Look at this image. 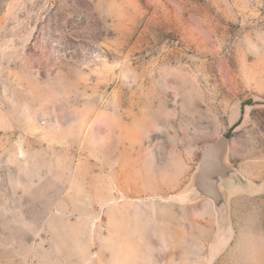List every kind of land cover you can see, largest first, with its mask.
<instances>
[{
	"label": "rangeland",
	"instance_id": "obj_1",
	"mask_svg": "<svg viewBox=\"0 0 264 264\" xmlns=\"http://www.w3.org/2000/svg\"><path fill=\"white\" fill-rule=\"evenodd\" d=\"M0 264H264V0H0Z\"/></svg>",
	"mask_w": 264,
	"mask_h": 264
},
{
	"label": "water",
	"instance_id": "obj_2",
	"mask_svg": "<svg viewBox=\"0 0 264 264\" xmlns=\"http://www.w3.org/2000/svg\"><path fill=\"white\" fill-rule=\"evenodd\" d=\"M229 146L230 139L221 137L207 147L201 156L200 167L194 179V188L197 193L213 201L219 209L225 204L221 185L223 181L235 175L225 163Z\"/></svg>",
	"mask_w": 264,
	"mask_h": 264
}]
</instances>
